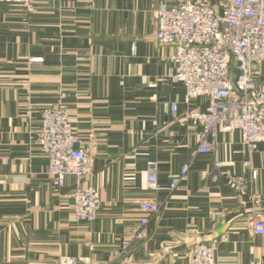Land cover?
I'll return each instance as SVG.
<instances>
[{"label": "crops", "instance_id": "obj_1", "mask_svg": "<svg viewBox=\"0 0 264 264\" xmlns=\"http://www.w3.org/2000/svg\"><path fill=\"white\" fill-rule=\"evenodd\" d=\"M183 2L219 9V0H36L30 14L0 3V264H61L64 255L190 264L198 243L214 247L216 264H264V237L250 226L264 215V143L250 150L241 131L219 132L201 154V128L179 118L207 101L187 106L185 85L169 78L174 48L159 44L154 10ZM172 101L178 117L165 109ZM60 102L90 155L86 184L101 197L94 222L76 220V179L58 186L36 143L42 109ZM149 161L158 163L156 191L146 185ZM184 165L187 179L171 190ZM145 200L162 206L124 250Z\"/></svg>", "mask_w": 264, "mask_h": 264}, {"label": "built area", "instance_id": "obj_2", "mask_svg": "<svg viewBox=\"0 0 264 264\" xmlns=\"http://www.w3.org/2000/svg\"><path fill=\"white\" fill-rule=\"evenodd\" d=\"M0 3L22 5L34 13L36 0H0ZM157 40L162 46H172L175 68L169 78L186 88L184 103L194 99L207 101L204 110L187 109L179 118L188 120L198 132L201 154L214 150L212 140L219 132L241 131L243 144L252 150L264 143V0H219V9L208 3L183 2L154 10ZM36 61L41 59H34ZM165 109L178 117L179 103L166 102ZM36 143L48 158L47 172L58 186L72 176L77 187L73 193V213L78 221L94 222L100 211L101 197L95 185L86 184L92 168L88 150L77 136L70 120L69 109L60 102L42 109ZM216 162L215 166L220 167ZM190 166L184 165L172 177L170 189H176L188 176ZM147 188H159L158 163L147 164ZM253 171V176H257ZM89 175V176H88ZM162 202L145 200L140 210L145 212L139 225L129 232L123 244L128 249L131 240L143 238L150 217L159 212ZM254 235L264 237V215H255L251 222ZM191 264H216L214 247L195 244L190 250ZM85 259L61 256V264H81ZM249 264H261L253 259Z\"/></svg>", "mask_w": 264, "mask_h": 264}, {"label": "rangeland", "instance_id": "obj_3", "mask_svg": "<svg viewBox=\"0 0 264 264\" xmlns=\"http://www.w3.org/2000/svg\"><path fill=\"white\" fill-rule=\"evenodd\" d=\"M191 264V263H190Z\"/></svg>", "mask_w": 264, "mask_h": 264}]
</instances>
